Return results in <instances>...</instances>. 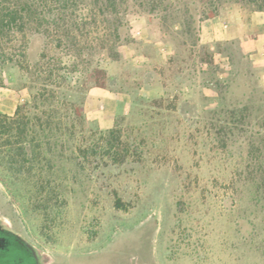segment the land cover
Here are the masks:
<instances>
[{
	"label": "rangeland",
	"instance_id": "rangeland-1",
	"mask_svg": "<svg viewBox=\"0 0 264 264\" xmlns=\"http://www.w3.org/2000/svg\"><path fill=\"white\" fill-rule=\"evenodd\" d=\"M68 1L0 51V115L28 122L26 155L1 132L0 211L50 264H264V9ZM115 119L141 155L80 156Z\"/></svg>",
	"mask_w": 264,
	"mask_h": 264
},
{
	"label": "trees",
	"instance_id": "trees-1",
	"mask_svg": "<svg viewBox=\"0 0 264 264\" xmlns=\"http://www.w3.org/2000/svg\"><path fill=\"white\" fill-rule=\"evenodd\" d=\"M246 1L254 3L258 5L259 8L264 9V0ZM68 2V0H0V51L5 53L3 44L7 39L12 38L13 33L23 32L28 23L32 22L33 19H37L38 15L35 12L37 5L45 3L48 5L53 3L54 5L61 6V8H66ZM104 4L108 9L114 10L117 6V0H105ZM61 18L63 20L66 19L63 15ZM115 33L119 34V26L114 27V30H108L105 34L106 37L104 38L106 42H111ZM9 57L12 59V56ZM109 77L110 76H108V78ZM21 112L22 107L17 105L12 116L0 115V137L2 136L1 132L10 136V132L16 130L15 133H17L18 136L17 140L14 141L7 139V142L13 144L14 141L15 144H17L16 154L18 156L27 154L24 138L28 131V122ZM99 135L101 140L100 142L94 143V145L84 143L77 144L76 148L78 154L83 158H89L91 155L101 154L102 156L107 157L112 163L118 165L123 164L132 157L136 158L141 155L139 144H134L132 139L127 138L125 130L119 124L117 119H115L111 128L104 132H99ZM31 138L35 139L36 137L32 136ZM236 222L238 233L243 237L252 236L255 230L252 221L240 217Z\"/></svg>",
	"mask_w": 264,
	"mask_h": 264
},
{
	"label": "flooded vegetation",
	"instance_id": "flooded-vegetation-1",
	"mask_svg": "<svg viewBox=\"0 0 264 264\" xmlns=\"http://www.w3.org/2000/svg\"><path fill=\"white\" fill-rule=\"evenodd\" d=\"M0 264H50L40 246L0 211Z\"/></svg>",
	"mask_w": 264,
	"mask_h": 264
},
{
	"label": "crops",
	"instance_id": "crops-1",
	"mask_svg": "<svg viewBox=\"0 0 264 264\" xmlns=\"http://www.w3.org/2000/svg\"><path fill=\"white\" fill-rule=\"evenodd\" d=\"M259 21L264 22V11L260 12L259 14H256L255 18L253 17V24L258 23ZM257 41L260 42L259 44H260V46L263 47V51H264V29H263V33L260 35V37L257 38Z\"/></svg>",
	"mask_w": 264,
	"mask_h": 264
},
{
	"label": "built area",
	"instance_id": "built-area-1",
	"mask_svg": "<svg viewBox=\"0 0 264 264\" xmlns=\"http://www.w3.org/2000/svg\"><path fill=\"white\" fill-rule=\"evenodd\" d=\"M139 32V31H138Z\"/></svg>",
	"mask_w": 264,
	"mask_h": 264
}]
</instances>
